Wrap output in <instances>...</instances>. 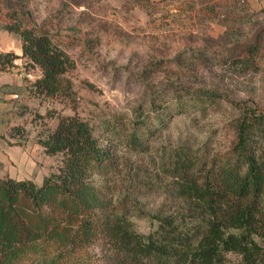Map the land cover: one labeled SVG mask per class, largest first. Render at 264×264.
Here are the masks:
<instances>
[{
  "label": "rangeland",
  "instance_id": "1",
  "mask_svg": "<svg viewBox=\"0 0 264 264\" xmlns=\"http://www.w3.org/2000/svg\"><path fill=\"white\" fill-rule=\"evenodd\" d=\"M10 9L19 12L25 25L51 35L75 65L66 73L72 82L70 96L35 93L33 83L41 70L25 58L10 70L0 69L2 177L41 183L57 172L63 155L47 154L41 141L58 117L77 113L122 157L115 196L138 229L148 233L157 221L147 212L183 211L163 157L188 138L200 154L206 143L210 155L230 145L228 122L238 110L221 100L201 111L204 104L194 96L196 90L218 89L229 99L264 109V0H94L91 5L0 0V52L21 53V37L6 29ZM258 32L260 66L255 69L242 65L236 55ZM177 90L188 93L189 111L173 114L162 127L160 120L178 106ZM138 120L145 126H137ZM135 128L149 137L148 152L127 144ZM227 257L231 264L240 263L239 255ZM106 259L98 242L74 250L42 242L19 264H104Z\"/></svg>",
  "mask_w": 264,
  "mask_h": 264
},
{
  "label": "trees",
  "instance_id": "2",
  "mask_svg": "<svg viewBox=\"0 0 264 264\" xmlns=\"http://www.w3.org/2000/svg\"><path fill=\"white\" fill-rule=\"evenodd\" d=\"M8 14L12 21L6 29L21 37L22 52H0V69L10 70L25 58L41 70L35 93L70 96L71 56L51 35L25 25L19 12ZM261 38L258 32L240 46L237 61L258 69ZM177 92L178 106L167 121L159 119L162 127L173 114L189 111L188 93ZM194 96L204 104L201 111L227 100L238 112L228 122L232 138L225 150L210 155L206 143L200 154L188 138L163 157L162 165L176 180L172 192L182 198V213L147 212L157 226L140 231L115 196L122 157L114 144L101 141L79 114L61 115L41 141L47 154L63 155L59 170L41 183L0 176V264H19L42 242L70 250L98 242L107 252L104 264H231L230 253L241 256L239 264H264V109L229 99L218 89L198 88ZM145 123L138 120L137 126ZM148 138L135 128L127 144L145 153Z\"/></svg>",
  "mask_w": 264,
  "mask_h": 264
}]
</instances>
